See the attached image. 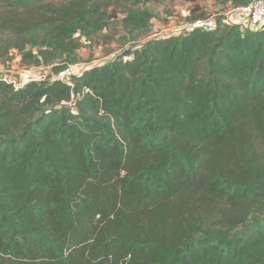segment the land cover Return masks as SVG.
I'll return each instance as SVG.
<instances>
[{"label": "trees", "instance_id": "obj_1", "mask_svg": "<svg viewBox=\"0 0 264 264\" xmlns=\"http://www.w3.org/2000/svg\"><path fill=\"white\" fill-rule=\"evenodd\" d=\"M146 1L4 0L0 60L57 72L115 20L147 35ZM0 264H264V28L0 80Z\"/></svg>", "mask_w": 264, "mask_h": 264}, {"label": "rangeland", "instance_id": "obj_2", "mask_svg": "<svg viewBox=\"0 0 264 264\" xmlns=\"http://www.w3.org/2000/svg\"><path fill=\"white\" fill-rule=\"evenodd\" d=\"M3 2L4 0H0V6ZM231 5L233 4L226 3L224 0H147L142 6H148L153 11L150 32L147 35L138 37L136 40L128 38L121 28L120 21L115 20L92 42L83 39L77 62L84 65L99 64L132 50L145 38H157L170 33L174 27L177 29L176 25H181L190 18L206 17L218 9ZM181 10L187 11V17L180 14ZM15 59L16 56L6 62L0 60V65H3L5 70L13 71L20 67L19 61ZM11 75L15 76V74Z\"/></svg>", "mask_w": 264, "mask_h": 264}, {"label": "built area", "instance_id": "obj_3", "mask_svg": "<svg viewBox=\"0 0 264 264\" xmlns=\"http://www.w3.org/2000/svg\"><path fill=\"white\" fill-rule=\"evenodd\" d=\"M180 14L185 17L188 15L186 10H181ZM235 25H239L243 30L245 28L250 30L264 28V0H252L246 4L218 9L206 17L188 20L181 25H176L178 26L177 29L174 27L173 31L163 35H181L194 29L213 30L219 26L231 27ZM93 65L76 62L67 64L57 72L48 71V68L44 67L23 68L20 66L13 71L5 70V67H2L0 68V80L11 84L16 90L23 88L30 81L59 80L69 82L74 75L82 74ZM10 73L15 74V76Z\"/></svg>", "mask_w": 264, "mask_h": 264}, {"label": "crops", "instance_id": "obj_4", "mask_svg": "<svg viewBox=\"0 0 264 264\" xmlns=\"http://www.w3.org/2000/svg\"><path fill=\"white\" fill-rule=\"evenodd\" d=\"M15 60L19 61V64H20V56L17 55ZM2 67H3V65L2 66L0 65V68H2Z\"/></svg>", "mask_w": 264, "mask_h": 264}]
</instances>
